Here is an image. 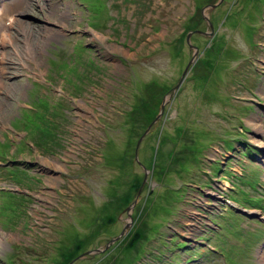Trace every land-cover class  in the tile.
Instances as JSON below:
<instances>
[{
  "label": "rangeland",
  "instance_id": "1",
  "mask_svg": "<svg viewBox=\"0 0 264 264\" xmlns=\"http://www.w3.org/2000/svg\"><path fill=\"white\" fill-rule=\"evenodd\" d=\"M217 1L0 0V264H264V0L180 80Z\"/></svg>",
  "mask_w": 264,
  "mask_h": 264
},
{
  "label": "water",
  "instance_id": "2",
  "mask_svg": "<svg viewBox=\"0 0 264 264\" xmlns=\"http://www.w3.org/2000/svg\"><path fill=\"white\" fill-rule=\"evenodd\" d=\"M220 2H221V0H218L216 3L209 4L208 6L203 7V8L201 9V13H202V18H203V20L206 21V22L208 23V25L210 26L211 31H209V33L206 32V31L203 32V31H201V30H191V31H189V32L186 33V43H187V45L189 46V48L193 49V54H192V58H191V60H190L189 63L187 64V66H186L184 72L182 73V76H181L180 80H182L183 77L186 75V73H187V71H188V69H189L191 63L195 60L196 55H197V53H198V48H197L194 44H192V42H191V34H192V32H197V33L202 34V35H208V34H211V35H212V33H214V31H213V24L210 22V20H209V16H207V15L204 14V11H205V10L208 11L209 9H213V8H215L216 6H218V5L220 4ZM176 87H177V86H176ZM162 110H163V103L160 105V114L156 117V119L159 118V116H160L161 113H162ZM156 119H155V121H156ZM141 139H142V138H140V139L138 140V142H137V147H136V150H135L136 160L138 161V163H140V161H139V159H138V145H139ZM255 146L257 147V149L259 150V152H260L261 155H262V156H260V158L258 157L259 155L257 156V158H256V159L258 160L257 162H261L259 159H262V157L264 156V147H260V146H258V145H255ZM148 171H149V170L145 169V174H144V179H143V183H142V185L145 184V182H146L147 172H148ZM141 188H142V187L139 188V190H138V192H137V194H136V196H135L134 201H133L131 204H129V205L126 207V209H125V210H126V214H127V219H124V220H125V224H124V226H123L121 232H120L118 235H116V236H114L113 238H111L103 248H97V249H95V250L93 251L94 253H95V252H100V251H105V250H107V249H108L113 243L119 241V240H120V239L126 234V232L131 228V226H132L133 223H134V218H133L132 212H133V210H134V208H135V206H136V204H137V202H138V199H139V197H140V194H141Z\"/></svg>",
  "mask_w": 264,
  "mask_h": 264
},
{
  "label": "bare ground",
  "instance_id": "3",
  "mask_svg": "<svg viewBox=\"0 0 264 264\" xmlns=\"http://www.w3.org/2000/svg\"><path fill=\"white\" fill-rule=\"evenodd\" d=\"M17 6H18V3H17ZM0 13H4V12H0ZM0 15H2V14H0ZM1 20L2 19L0 18V61H2L3 58H4V55H3V48H4V46L7 43H11V40L12 39H11V34H10V30L9 29L12 27V24L15 21V17L11 16V17L7 18L5 21H3L2 23H1ZM52 35L53 34H49V37L52 36ZM27 51H28V54H29L30 58L33 59L32 55H34V53L32 54L31 46L30 45L28 46ZM0 86H3V83L2 82H0ZM256 131L259 132V133L264 134V130H263V127L262 126H257V130ZM255 144L258 145V146H260V147H264V140H262V139H256ZM126 233H128V232H126Z\"/></svg>",
  "mask_w": 264,
  "mask_h": 264
},
{
  "label": "flooded vegetation",
  "instance_id": "4",
  "mask_svg": "<svg viewBox=\"0 0 264 264\" xmlns=\"http://www.w3.org/2000/svg\"><path fill=\"white\" fill-rule=\"evenodd\" d=\"M257 153L256 152H253V157H252V160L253 161H255V160H257L256 158H257ZM259 158H260V156H258ZM260 161H261V159H259ZM258 161V160H257ZM257 163V162H256ZM259 164V163H258Z\"/></svg>",
  "mask_w": 264,
  "mask_h": 264
},
{
  "label": "trees",
  "instance_id": "5",
  "mask_svg": "<svg viewBox=\"0 0 264 264\" xmlns=\"http://www.w3.org/2000/svg\"><path fill=\"white\" fill-rule=\"evenodd\" d=\"M248 153L250 154L251 153V150L250 151H248ZM138 211H140V208L138 209ZM141 212V211H140ZM137 218L138 217H136V216H134V219H135V221H134V228H135V225L137 226V222H136V220H137ZM136 223V224H135Z\"/></svg>",
  "mask_w": 264,
  "mask_h": 264
}]
</instances>
